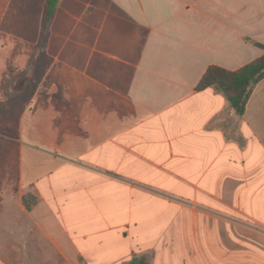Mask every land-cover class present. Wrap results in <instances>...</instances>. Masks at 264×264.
Here are the masks:
<instances>
[{
	"label": "crops",
	"instance_id": "1",
	"mask_svg": "<svg viewBox=\"0 0 264 264\" xmlns=\"http://www.w3.org/2000/svg\"><path fill=\"white\" fill-rule=\"evenodd\" d=\"M46 3L0 0V44L12 56L16 23L41 18L25 43L51 61L18 128L0 120V200L15 207L0 208V264H128L142 182L160 167L205 180L208 160L264 150V80L243 116L195 89L211 65L264 55V0H61L43 35ZM8 63L0 94L14 97Z\"/></svg>",
	"mask_w": 264,
	"mask_h": 264
},
{
	"label": "rangeland",
	"instance_id": "2",
	"mask_svg": "<svg viewBox=\"0 0 264 264\" xmlns=\"http://www.w3.org/2000/svg\"><path fill=\"white\" fill-rule=\"evenodd\" d=\"M40 29L41 18L40 23H16L12 56L11 48L0 44V66L7 67L8 58V65H14L16 95L0 94V120H13L15 129L51 63L40 54L43 43H25L35 42ZM29 78L34 80L32 92L22 94ZM4 130L0 124V132ZM214 161H207L205 180H178L168 171L181 167H160L163 174L157 180L141 183L142 200L134 205L137 216L141 210L138 229L127 230L137 257L149 264H264V150H242L211 164ZM10 207L14 206L8 199L0 200V208Z\"/></svg>",
	"mask_w": 264,
	"mask_h": 264
},
{
	"label": "trees",
	"instance_id": "3",
	"mask_svg": "<svg viewBox=\"0 0 264 264\" xmlns=\"http://www.w3.org/2000/svg\"><path fill=\"white\" fill-rule=\"evenodd\" d=\"M61 0H47L43 12V35L53 19ZM257 47L264 50V45L255 42ZM264 80V55L257 60L232 71L216 65H211L205 71L196 86L197 92L207 89L224 95L238 115L243 116L248 102L256 86ZM28 209L36 204V198L31 195L24 197ZM128 264H149L144 257H134Z\"/></svg>",
	"mask_w": 264,
	"mask_h": 264
}]
</instances>
